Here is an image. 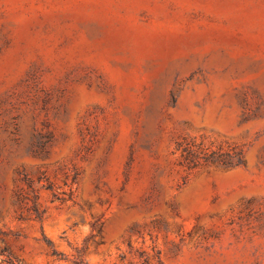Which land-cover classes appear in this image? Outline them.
Masks as SVG:
<instances>
[{"label": "rangeland", "instance_id": "obj_1", "mask_svg": "<svg viewBox=\"0 0 264 264\" xmlns=\"http://www.w3.org/2000/svg\"><path fill=\"white\" fill-rule=\"evenodd\" d=\"M0 250L264 264V0H0Z\"/></svg>", "mask_w": 264, "mask_h": 264}, {"label": "trees", "instance_id": "obj_2", "mask_svg": "<svg viewBox=\"0 0 264 264\" xmlns=\"http://www.w3.org/2000/svg\"><path fill=\"white\" fill-rule=\"evenodd\" d=\"M2 252H3V251L0 250V254H2ZM52 254H55V251H54V250L52 251ZM11 264H13V263H11Z\"/></svg>", "mask_w": 264, "mask_h": 264}]
</instances>
